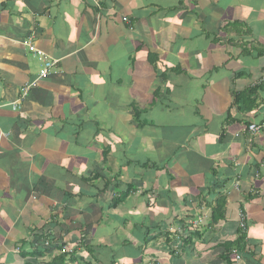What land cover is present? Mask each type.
I'll return each mask as SVG.
<instances>
[{
	"label": "crops",
	"instance_id": "obj_1",
	"mask_svg": "<svg viewBox=\"0 0 264 264\" xmlns=\"http://www.w3.org/2000/svg\"><path fill=\"white\" fill-rule=\"evenodd\" d=\"M251 124L264 0H0V264H264Z\"/></svg>",
	"mask_w": 264,
	"mask_h": 264
},
{
	"label": "built area",
	"instance_id": "obj_2",
	"mask_svg": "<svg viewBox=\"0 0 264 264\" xmlns=\"http://www.w3.org/2000/svg\"><path fill=\"white\" fill-rule=\"evenodd\" d=\"M24 47L30 53L34 58H37L41 62V67L38 71L37 74V79L34 82H31L29 84H26L22 90H21V98H24L28 92V90L33 87L36 84V81L41 80L45 77H47L51 71V69L54 67L55 62L48 59L43 52L38 50L34 43L32 42L31 38H28L25 42H23ZM263 125H257V124H251L246 127L245 131L248 132L249 134H257L263 129ZM240 230L243 232L245 229L244 221H241L239 224ZM62 254L67 253L66 250H61L60 251ZM232 257L234 258L235 261H239L240 257L239 255L235 252H231Z\"/></svg>",
	"mask_w": 264,
	"mask_h": 264
},
{
	"label": "trees",
	"instance_id": "obj_3",
	"mask_svg": "<svg viewBox=\"0 0 264 264\" xmlns=\"http://www.w3.org/2000/svg\"><path fill=\"white\" fill-rule=\"evenodd\" d=\"M150 61H152V60H150ZM238 100H239V95H235L234 96V102L237 103ZM126 193L129 194L128 192H126ZM220 203H221V201H217L216 206H218V210H213L212 211L211 219H212L213 223H216L222 216L221 207H219ZM243 241H244V235H243V233H240L238 238H237V240H236V242L234 244L228 245V246H225V247L228 248V249L234 248V249H237L239 252H242L244 250ZM228 256L232 257L230 252L228 253Z\"/></svg>",
	"mask_w": 264,
	"mask_h": 264
}]
</instances>
